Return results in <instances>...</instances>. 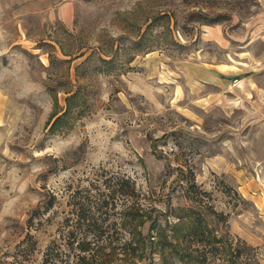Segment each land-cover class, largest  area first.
<instances>
[{
    "label": "rangeland",
    "instance_id": "obj_1",
    "mask_svg": "<svg viewBox=\"0 0 264 264\" xmlns=\"http://www.w3.org/2000/svg\"><path fill=\"white\" fill-rule=\"evenodd\" d=\"M113 174L264 264V0H0V264H38L64 191Z\"/></svg>",
    "mask_w": 264,
    "mask_h": 264
},
{
    "label": "trees",
    "instance_id": "obj_2",
    "mask_svg": "<svg viewBox=\"0 0 264 264\" xmlns=\"http://www.w3.org/2000/svg\"><path fill=\"white\" fill-rule=\"evenodd\" d=\"M75 100L77 92L67 97V109L51 129L68 121ZM189 182L190 189L197 187L193 176ZM64 193V215L38 264H260L259 247L230 235L227 215L210 206L203 212L181 209L175 223H161L144 205L129 175L113 174L76 190L67 188ZM54 197L45 202L46 209L53 205ZM208 215L223 223L222 234L209 224ZM18 246L19 251L34 252L36 242L27 234Z\"/></svg>",
    "mask_w": 264,
    "mask_h": 264
},
{
    "label": "crops",
    "instance_id": "obj_3",
    "mask_svg": "<svg viewBox=\"0 0 264 264\" xmlns=\"http://www.w3.org/2000/svg\"><path fill=\"white\" fill-rule=\"evenodd\" d=\"M217 75V76H216ZM220 75H223V76H225V74H219V76ZM218 76V73H214V74H211L210 75V79L212 80V81H214V82H217L218 80H220V77Z\"/></svg>",
    "mask_w": 264,
    "mask_h": 264
}]
</instances>
